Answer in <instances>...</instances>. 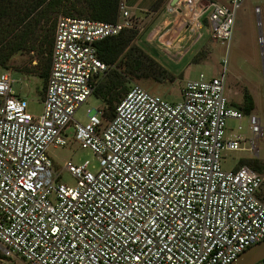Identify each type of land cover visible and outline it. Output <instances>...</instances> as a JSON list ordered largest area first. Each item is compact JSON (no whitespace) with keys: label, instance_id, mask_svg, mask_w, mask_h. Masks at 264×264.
I'll return each instance as SVG.
<instances>
[{"label":"built area","instance_id":"built-area-1","mask_svg":"<svg viewBox=\"0 0 264 264\" xmlns=\"http://www.w3.org/2000/svg\"><path fill=\"white\" fill-rule=\"evenodd\" d=\"M243 2L170 0L167 15L183 29L173 48L204 29L227 47ZM118 9L114 23L58 17L41 116L0 69V264H233L264 241L263 177L222 167L228 153L257 155L263 131L249 115L250 147L227 137V121L244 114L226 98V68L187 81L179 102L135 86L112 119L97 110L74 120L108 70L96 44L135 29L130 0ZM72 141L100 169L65 163L76 181L68 186L49 149Z\"/></svg>","mask_w":264,"mask_h":264},{"label":"rangeland","instance_id":"rangeland-1","mask_svg":"<svg viewBox=\"0 0 264 264\" xmlns=\"http://www.w3.org/2000/svg\"><path fill=\"white\" fill-rule=\"evenodd\" d=\"M213 1L227 5L230 0ZM169 2L170 0H130L134 12L139 10L147 15L145 18L136 17L134 21V30L137 34L132 42L133 57L125 60L128 68H125L124 72L129 83L127 93H122L124 94L122 100L132 88L138 86L169 102L176 103L181 101V91L187 81L197 79L200 74L211 78L219 75L226 68L228 102L233 107H241L244 96H250L255 106L251 115L260 119L263 131L259 138L257 155L248 150L228 153L222 162V167L229 171L241 161L257 160L261 173L254 171L264 179V70L260 51L264 43L259 41L257 24L259 17L254 13L256 7L262 10L260 20L264 42V0H244L237 11L232 37L227 47L215 44L209 32L204 29L190 41L185 40L181 50L173 48L176 34L183 29L179 20L174 25V17L167 15ZM85 4L86 0H63L60 5L53 7L50 19L42 21L37 27L35 37L40 34L42 36L32 44L34 50L17 55L9 63V69L6 71L11 73L12 89L18 97L28 102L29 113L34 116H41L43 111L44 96L42 97L41 94L43 80L39 78V74L49 63V52L44 50H48L50 44L47 41L53 38L55 19L60 16L78 18L84 12L82 7ZM168 22L171 24L166 27ZM43 38L47 39L44 46L41 44ZM160 38L165 45L159 42ZM135 62L139 64L138 67L133 66V70L129 69ZM103 107L101 100L92 96L76 112L74 120L85 124L89 116L96 114L97 110H103ZM239 126L242 128L241 131H238ZM227 130V137L230 140H240L242 148L250 147L252 134L249 116L244 115L240 123L228 120ZM69 133L73 134L72 128ZM49 155L55 163L56 171L60 174V182L68 186H75L76 181L63 170L65 163L82 165L88 162L89 170L93 173H97L100 169L97 157L73 141L65 147L49 149ZM261 196L264 199V182ZM16 261L21 264L20 261Z\"/></svg>","mask_w":264,"mask_h":264},{"label":"trees","instance_id":"trees-1","mask_svg":"<svg viewBox=\"0 0 264 264\" xmlns=\"http://www.w3.org/2000/svg\"><path fill=\"white\" fill-rule=\"evenodd\" d=\"M63 0H0V69L8 70L9 63L17 55L34 50V44L42 34L35 37L38 25L42 21L50 19L55 6L62 3ZM120 0H86L82 7L81 16L78 18L91 19L93 21L114 23L118 17V8ZM70 17V16H66ZM57 18L54 22V28ZM48 22V21H47ZM53 28V29H54ZM135 30L123 32L117 37L105 39L96 44L98 57L107 66V72L98 79L97 88L93 94L100 99L103 104V116L106 120L112 119L116 106L121 102L124 94L127 93L129 80L127 79L126 69L128 64L125 60L132 58V42L136 36ZM35 37V40L34 38ZM45 38L41 44L46 43ZM49 43V63L39 74L43 80L42 97L46 89V84L51 67V50L53 38ZM134 61V60H133ZM135 62L129 69L138 67ZM163 77H161L162 79ZM124 93V94H122ZM249 116L255 110L254 102L248 95L244 96V103L240 107H235ZM247 165L253 170L261 173L257 160H244L239 164ZM263 169V168H262ZM264 170V169H263ZM262 170V171H263ZM264 263V262H262ZM261 263V264H262Z\"/></svg>","mask_w":264,"mask_h":264},{"label":"water","instance_id":"water-1","mask_svg":"<svg viewBox=\"0 0 264 264\" xmlns=\"http://www.w3.org/2000/svg\"><path fill=\"white\" fill-rule=\"evenodd\" d=\"M174 5V2L172 3ZM147 13L137 10L135 12V16L137 18H145ZM258 24V36L262 39L263 32H262V24L260 18L257 19ZM261 55H262V62H263V70H264V47L261 45ZM264 262V241L256 244L252 248L245 251L233 264H261Z\"/></svg>","mask_w":264,"mask_h":264}]
</instances>
